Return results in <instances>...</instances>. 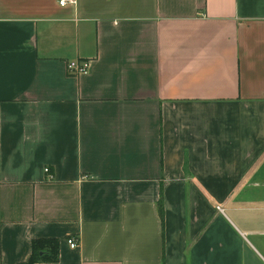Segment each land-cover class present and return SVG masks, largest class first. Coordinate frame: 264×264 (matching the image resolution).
I'll list each match as a JSON object with an SVG mask.
<instances>
[{"label":"crops","instance_id":"0c3cea01","mask_svg":"<svg viewBox=\"0 0 264 264\" xmlns=\"http://www.w3.org/2000/svg\"><path fill=\"white\" fill-rule=\"evenodd\" d=\"M74 1L0 0V264H264V0Z\"/></svg>","mask_w":264,"mask_h":264},{"label":"rangeland","instance_id":"374dc122","mask_svg":"<svg viewBox=\"0 0 264 264\" xmlns=\"http://www.w3.org/2000/svg\"><path fill=\"white\" fill-rule=\"evenodd\" d=\"M257 183V182H253ZM260 183V182H258ZM252 185V184H251ZM245 189V202L239 213L240 223H244L247 227H252L257 233L248 236L250 242L255 245L262 256L264 257V236L260 232H264V187L252 186ZM230 217L231 213L226 212ZM238 227L242 229V226L238 224Z\"/></svg>","mask_w":264,"mask_h":264},{"label":"trees","instance_id":"16d2710c","mask_svg":"<svg viewBox=\"0 0 264 264\" xmlns=\"http://www.w3.org/2000/svg\"><path fill=\"white\" fill-rule=\"evenodd\" d=\"M158 213L163 217L162 202L159 201ZM58 242L56 240H34L31 242V253L24 264L56 263L58 261Z\"/></svg>","mask_w":264,"mask_h":264},{"label":"built area","instance_id":"2783aa9c","mask_svg":"<svg viewBox=\"0 0 264 264\" xmlns=\"http://www.w3.org/2000/svg\"><path fill=\"white\" fill-rule=\"evenodd\" d=\"M56 4L60 8H66L69 5H73L75 3L74 0H55ZM90 61L87 60H74L67 64V71L69 75L72 76H80L88 74L90 70ZM45 173L48 172V169L44 170ZM67 244L69 248L74 249L77 247V243L74 239L70 238L67 240Z\"/></svg>","mask_w":264,"mask_h":264}]
</instances>
